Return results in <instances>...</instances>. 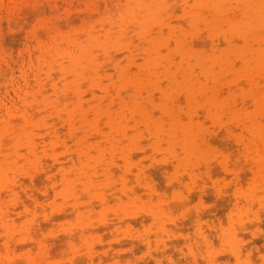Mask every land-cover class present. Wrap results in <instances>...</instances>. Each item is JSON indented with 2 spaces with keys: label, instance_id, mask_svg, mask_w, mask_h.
<instances>
[{
  "label": "rangeland",
  "instance_id": "1",
  "mask_svg": "<svg viewBox=\"0 0 264 264\" xmlns=\"http://www.w3.org/2000/svg\"><path fill=\"white\" fill-rule=\"evenodd\" d=\"M261 3L0 0V264H264Z\"/></svg>",
  "mask_w": 264,
  "mask_h": 264
},
{
  "label": "snow or ice",
  "instance_id": "2",
  "mask_svg": "<svg viewBox=\"0 0 264 264\" xmlns=\"http://www.w3.org/2000/svg\"><path fill=\"white\" fill-rule=\"evenodd\" d=\"M261 8L264 9V0H262ZM262 207H264V204H262Z\"/></svg>",
  "mask_w": 264,
  "mask_h": 264
},
{
  "label": "bare ground",
  "instance_id": "3",
  "mask_svg": "<svg viewBox=\"0 0 264 264\" xmlns=\"http://www.w3.org/2000/svg\"><path fill=\"white\" fill-rule=\"evenodd\" d=\"M261 18L264 19V13L261 15ZM235 25V24H234ZM237 27V26H236Z\"/></svg>",
  "mask_w": 264,
  "mask_h": 264
}]
</instances>
